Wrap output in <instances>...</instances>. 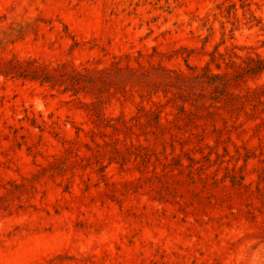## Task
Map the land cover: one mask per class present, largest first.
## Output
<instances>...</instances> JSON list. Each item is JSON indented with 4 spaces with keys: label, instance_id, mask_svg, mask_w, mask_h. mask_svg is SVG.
I'll return each mask as SVG.
<instances>
[{
    "label": "rangeland",
    "instance_id": "374dc122",
    "mask_svg": "<svg viewBox=\"0 0 264 264\" xmlns=\"http://www.w3.org/2000/svg\"><path fill=\"white\" fill-rule=\"evenodd\" d=\"M258 60L264 0H0V264H264Z\"/></svg>",
    "mask_w": 264,
    "mask_h": 264
},
{
    "label": "trees",
    "instance_id": "16d2710c",
    "mask_svg": "<svg viewBox=\"0 0 264 264\" xmlns=\"http://www.w3.org/2000/svg\"><path fill=\"white\" fill-rule=\"evenodd\" d=\"M249 70H264V60H258L255 68H250ZM214 78V76H210Z\"/></svg>",
    "mask_w": 264,
    "mask_h": 264
}]
</instances>
